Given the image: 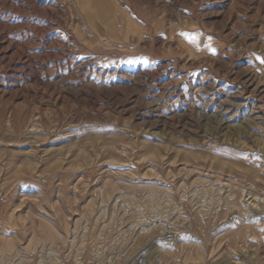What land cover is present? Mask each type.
Masks as SVG:
<instances>
[{"label": "rangeland", "instance_id": "374dc122", "mask_svg": "<svg viewBox=\"0 0 264 264\" xmlns=\"http://www.w3.org/2000/svg\"><path fill=\"white\" fill-rule=\"evenodd\" d=\"M0 264H264V0H0Z\"/></svg>", "mask_w": 264, "mask_h": 264}]
</instances>
